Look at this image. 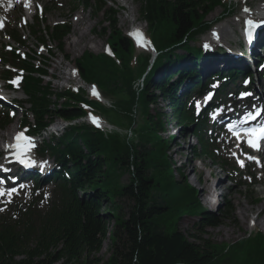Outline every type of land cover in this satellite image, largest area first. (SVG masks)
Masks as SVG:
<instances>
[{"label": "trees", "instance_id": "obj_1", "mask_svg": "<svg viewBox=\"0 0 264 264\" xmlns=\"http://www.w3.org/2000/svg\"><path fill=\"white\" fill-rule=\"evenodd\" d=\"M76 1L94 8L96 15L105 4L103 1L92 7L87 0ZM134 1L160 53L142 81L139 78L145 72L147 57H139L132 64L133 48L117 30V13L111 8L104 12L101 26L102 34H108L114 59L84 52L75 61L80 78L96 84L115 111L88 102L84 92H53L42 81L46 66L34 69L31 63L10 54L12 63L17 60V66L27 72L22 92L34 121L31 132L40 131L55 118L70 121L82 117L84 111L78 104L86 103L101 116L114 112L124 120L132 137L105 135L79 125L68 127L51 144H44L40 155L54 157L67 178L57 175L54 200L43 211L34 205L0 215V264H264L261 234L216 245L195 236L190 241L178 232L175 225L185 215L197 216L206 230L218 228L230 207L221 210L219 216L205 213L186 179L180 175L179 181L174 180L167 156L172 139L160 136L167 117L179 126L181 137L186 136V125L194 122L191 111H186L174 94L178 83L169 82L167 67L187 55L198 56L199 51L189 43L209 28L203 20L223 4L221 0ZM68 32L66 25H56L46 27L45 34H33H38V41L44 45L46 35L63 51ZM178 50L185 55H177ZM156 72L161 75L158 84L153 82ZM181 74L177 70L175 76ZM195 82L192 88L200 86L199 78ZM159 101L168 103V114L157 109ZM192 134L200 144L194 156L205 154L200 122ZM125 174L129 176L126 185L120 183ZM105 241L110 242L106 262L97 258Z\"/></svg>", "mask_w": 264, "mask_h": 264}, {"label": "rangeland", "instance_id": "obj_2", "mask_svg": "<svg viewBox=\"0 0 264 264\" xmlns=\"http://www.w3.org/2000/svg\"><path fill=\"white\" fill-rule=\"evenodd\" d=\"M37 1L39 3V7L43 10L45 9L46 11V14L44 16H41L40 19L39 26L41 31L44 32L46 26H53L55 24L60 23H68L70 27V33L65 38V41L63 43L64 55L68 57L67 60L63 59V53H59L56 51V43L51 44L47 41L46 46H44L45 50L50 49V52L52 53L51 58L48 57V52H46L42 48V50L38 49V45L36 44L37 39L36 37L31 35V28L36 23L33 18L34 16H32V14H30V16L32 17L25 16L24 11L21 9V7H13L14 0H0V23H4L5 28L7 29H15L16 31H18L21 36V41L23 42V45H16V47L22 53H26L36 57L38 56L37 54L40 53L39 55L41 56H39V59H42L43 57L48 59V77L53 74L55 79H59L62 76L60 71L66 74L67 68H74L75 61L78 60L84 52H89L94 56H97L102 53L103 47L106 44V40L108 38V34H102L103 26H101V23L104 20L103 12L107 11L109 7L113 8V10L117 12L116 28L123 36H126V33L129 30L131 24L138 23L137 25L145 29V31L147 29L146 23L142 21L139 16V4L136 3L134 0H113L116 3H119L121 6L124 5L127 8L126 11H120L117 4L113 3L112 1L111 3L108 2L106 6H104L102 13H100L99 15H96L94 11L85 10L81 6H79L78 8H74L75 6L72 0ZM261 1L264 2V0H249L247 1V4H252L257 7L258 3ZM90 3L94 4L95 0H90ZM238 6L239 4L235 5V2L234 5H229L230 12H234L233 15L223 16V8L221 7L216 8L211 14L207 16L206 19H204L207 24H210L211 27L213 26V28H216L221 33V40L228 46H232L233 43L237 42L238 32L240 33L241 26H239V23L237 22ZM250 13L254 14V11L251 10ZM80 16L81 19L78 22L76 21V24L79 27H81L80 25H83L82 31H78V29L74 25V20ZM22 17H24L26 25H23L20 22V18ZM207 36L208 33L204 35L201 40H206ZM77 40L78 42H76ZM6 43H9V41L4 31V33H2L0 37V44ZM74 43L75 45L77 44L78 47L75 46ZM196 45L197 44L195 43L191 44V46L193 47ZM259 52L260 50H258V54ZM178 54H180V52ZM140 55L143 56L144 54L134 50L133 59L135 60ZM60 66H62L61 69ZM48 77L43 79V84H47L49 82ZM58 79L57 81H51L49 84L50 88L54 92L61 91V86L63 85V83L60 82V80ZM239 83L240 82H238L237 85H239ZM227 87L228 85H225V89ZM230 91L233 92L232 89H230ZM13 96L18 99L24 100V97L18 91ZM228 101L229 99L224 100L222 98L219 102H217V104L221 102H224L226 104L228 103ZM26 108L27 106H24V109ZM157 109L163 111L164 113H169L167 102L164 103L162 101H159ZM151 113L153 114V110L151 111ZM19 116H22L20 114V111L15 112L12 123L7 126L3 131H0V135L6 136L10 130L16 128L19 123ZM104 119L112 125H117L119 127L123 125L120 119L117 118L116 114L112 111H110L106 116H104ZM167 121L169 122V124L166 125L165 129L168 131V133H164L163 135L161 134V137L163 139H167V136H171L173 134V131L175 130L174 124L170 121V117L167 118ZM195 143L196 142L191 138H177L174 144L173 142H170V144L168 145L167 156L170 159L171 163H173L174 165V179L176 181H179L181 179L180 175L183 176V178L187 179L189 185L196 190V198L201 205L200 201L203 199L202 190L205 191L204 196H207L209 189L207 182L209 176L210 174H215L216 178L222 179V183H219L220 187L224 189V191H222V195L224 196V198L221 200V202H224V205H227L232 209L230 210L229 214H224V220L218 228L209 230L204 229L202 224L199 223L198 219H194L193 217H189L188 215L181 217L175 225L178 232L184 234L190 241L195 240L191 239V237L195 236L198 239L208 240L209 242L214 243L216 245L230 244L240 240L247 233L252 231L250 222L254 221V218L256 216L257 223L254 221L255 223L253 225V233L255 232V229L264 233V184L259 183L260 181H263V176L261 180L259 175L255 173L254 181L256 182V184L252 185L250 184V182L252 181L247 180L245 178L242 179L241 174L237 176L236 174H234L233 168L228 165H225L222 171L218 170L219 164L216 162V165H212V160L208 155L194 160L191 149L195 146ZM218 147L219 152L221 153L222 149L220 148V146ZM221 156L225 155L223 154ZM177 168H183L180 172L181 174L177 173ZM246 173L247 175L254 174L251 168L249 172L246 171ZM199 174H201L202 177V184L201 181L197 180L198 183H200V186L196 183V179ZM226 177H229L233 182L231 180L230 182H228ZM41 182L42 179L39 178V181L37 182L38 186L35 191H33L32 188H29L27 192L23 193L21 198L13 199L10 202L6 200V207L3 209L5 211H8V209L10 208L9 205L12 204L14 200L21 206H26L27 203L30 202L31 196L36 197L38 200H41L43 202L49 201L51 199V195L53 194L54 186L50 182L47 184H41ZM121 183H128V175L125 174L122 177ZM32 185L35 186L34 181L30 186ZM255 200L258 201L257 204H254ZM126 207L127 206L124 205L122 206V208ZM223 209L224 206L221 205L219 207V210H217L216 214H219L220 211ZM110 229L111 224L108 227V230ZM109 248L110 242L105 241L102 246L101 253L97 256V258L106 262L108 258Z\"/></svg>", "mask_w": 264, "mask_h": 264}, {"label": "snow or ice", "instance_id": "obj_3", "mask_svg": "<svg viewBox=\"0 0 264 264\" xmlns=\"http://www.w3.org/2000/svg\"><path fill=\"white\" fill-rule=\"evenodd\" d=\"M245 11H247V9H245ZM248 23H249V25H253V22H252V21H248ZM253 26H255V25H253ZM129 35L132 36L134 39H136V41H137L138 44H140L141 41H143V44H145V45L147 44V41L144 39L143 34L140 33L139 31L132 32V33H130ZM93 94H94V95L96 94V93H95V90H93ZM259 115H260V113H256L255 116H251V114H250V117L253 118V119H255V117H256V116H259ZM91 119H92L93 123H95V124H97V126H99V122H98V120H97L96 117L92 116ZM256 131H257V130H250V133H249V134H253V133H255ZM21 138H22L21 136H19V135L17 136V140H18V141H19ZM259 138L264 139V128H261V129L259 130ZM248 144H249V146H251V147H253V148H256V147H257V143H256V141H254V140H252V139H250V140L248 141ZM21 156H22V153L18 154V156H17V160H18V162H19L21 165H23L24 167H32V166H35V162H34V161H31V160H25V159L21 158ZM250 158H251V157H250ZM241 166H243L242 162H241ZM0 183H3V182L0 181ZM12 191L14 192V191H15V188H13ZM0 195H3V193H0Z\"/></svg>", "mask_w": 264, "mask_h": 264}, {"label": "bare ground", "instance_id": "obj_4", "mask_svg": "<svg viewBox=\"0 0 264 264\" xmlns=\"http://www.w3.org/2000/svg\"><path fill=\"white\" fill-rule=\"evenodd\" d=\"M264 10V9H263ZM81 19V16L80 17H78V18H76L75 20H74V25L76 26V28L78 29V31H82L83 30V25H80L81 27H79L77 24H76V21L78 22L79 20ZM77 31V32H78ZM238 35H239V32H238ZM82 36V35H81ZM76 42H78V40L76 41ZM73 44V43H72ZM72 44H70V45H72ZM74 45H75V43H74ZM75 46H77V44L75 45ZM78 47V46H77ZM76 47V48H77ZM93 47V46H92ZM223 47H226V46H223ZM88 48V47H87ZM90 48V47H89ZM231 49L233 50V51H237L238 50V48L237 47H235V46H232L231 47ZM236 62H238V61H236ZM240 62V61H239ZM6 138V136H4V135H0V139H2L1 141H3L4 139ZM212 176H215L216 177V175L215 174H210V177H212ZM218 182L219 183H222V179L221 178H218ZM218 183V187L220 188V189H222L221 187H220V184ZM224 190V189H223ZM208 193H209V189H208ZM205 195V191L204 190H202V198H203V196Z\"/></svg>", "mask_w": 264, "mask_h": 264}]
</instances>
